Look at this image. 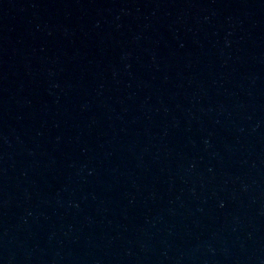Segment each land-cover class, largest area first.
<instances>
[{"label": "water", "instance_id": "water-1", "mask_svg": "<svg viewBox=\"0 0 264 264\" xmlns=\"http://www.w3.org/2000/svg\"><path fill=\"white\" fill-rule=\"evenodd\" d=\"M0 264H264V0H0Z\"/></svg>", "mask_w": 264, "mask_h": 264}]
</instances>
